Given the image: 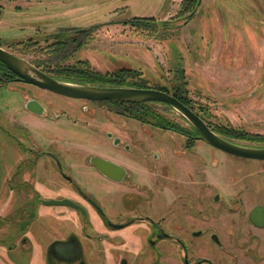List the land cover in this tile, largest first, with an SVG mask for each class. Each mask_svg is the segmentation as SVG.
I'll return each mask as SVG.
<instances>
[{"label":"flooded vegetation","instance_id":"flooded-vegetation-1","mask_svg":"<svg viewBox=\"0 0 264 264\" xmlns=\"http://www.w3.org/2000/svg\"><path fill=\"white\" fill-rule=\"evenodd\" d=\"M51 1L36 0L46 14L26 13L33 22L17 29L23 32L7 44L0 38V48L21 59L19 69L31 77L64 82L62 72L73 66L61 62L66 51L84 46L93 30L66 25L70 15L59 17L52 6L56 0ZM203 1L183 0L178 17L190 22ZM27 54L37 59L30 61ZM2 91L9 101L0 102V131L9 138L0 137V264H264V161L251 160L261 167L251 172L216 171L209 169L213 156L207 155L200 170L194 152L199 142L209 144L197 130L160 128L185 138L189 154L182 159L175 148L165 147L161 169L153 172L147 164V129L139 128L147 121L136 120L143 103L60 95L29 84L0 61ZM99 103L125 120L121 134L107 133L113 147L86 135L98 131ZM225 155L240 164L248 160ZM189 157L193 160L184 164ZM95 158L107 162L102 170ZM126 199L131 203L123 206Z\"/></svg>","mask_w":264,"mask_h":264},{"label":"rangeland","instance_id":"rangeland-1","mask_svg":"<svg viewBox=\"0 0 264 264\" xmlns=\"http://www.w3.org/2000/svg\"><path fill=\"white\" fill-rule=\"evenodd\" d=\"M35 1L0 0V27L13 26V30L0 28L4 44L11 41L13 34L23 32L17 29L33 22L30 20L34 18L24 17L26 13L31 17L46 14L45 9L37 8ZM182 1L56 0L52 6H56L57 15H70L66 25L93 30L87 43L67 50V58L61 62L84 66L102 75L128 72L131 82L138 86L133 88H161L173 96L187 97L193 109L212 128H231L249 135L243 138L233 133L223 134L242 146L264 147V0H204L195 18L188 23H185L186 17H178ZM166 21L168 26L163 23ZM26 59L35 61L37 57L27 54ZM7 94V91L1 92L2 104L9 101ZM141 107L147 110V114H139L147 121V125L139 127L141 131L147 129V164L153 172L159 173L165 147L175 148L182 159L189 153L185 149V138L155 126L158 117L164 124L175 123L190 131L194 127L167 104L151 103ZM95 111L98 131L96 135L91 132L89 135L86 130L84 133L113 147L107 133L121 134L125 120L104 103L95 105ZM93 116L87 115L89 119ZM136 120L130 122L138 127L140 120ZM0 137L9 138V135L0 131ZM93 150L105 153L104 147ZM194 153L200 157L195 164L200 170L206 167L202 160H207V155L213 156L209 169L216 171L228 168L251 172V169L261 168L260 163L252 159L237 163V159L200 142ZM188 160L193 159H185L184 164L188 165ZM213 163H216L214 167ZM151 177L158 178L155 174ZM262 177L264 179V174ZM129 197H134L131 192ZM128 199L121 202L123 206L131 203Z\"/></svg>","mask_w":264,"mask_h":264},{"label":"water","instance_id":"water-1","mask_svg":"<svg viewBox=\"0 0 264 264\" xmlns=\"http://www.w3.org/2000/svg\"><path fill=\"white\" fill-rule=\"evenodd\" d=\"M0 61L4 63L10 70L20 74L29 84H35L43 89H47L76 99H84L96 102L110 101L121 103H154L160 102L167 104L179 111L183 116L189 120L194 128L199 133V139L208 143L209 145L235 156L264 161V149L249 148L232 144L217 133H215L209 125L190 107L185 105L175 96L157 89H141V88H123V87H97L89 85H78L47 77L39 74V78L31 77L26 72L19 69L23 61L6 50L0 48ZM32 105L28 107L32 109ZM36 105V104H35ZM93 162L102 170L106 161L95 158ZM259 208L252 211V217H257Z\"/></svg>","mask_w":264,"mask_h":264},{"label":"trees","instance_id":"trees-1","mask_svg":"<svg viewBox=\"0 0 264 264\" xmlns=\"http://www.w3.org/2000/svg\"><path fill=\"white\" fill-rule=\"evenodd\" d=\"M62 74L65 76L64 82L71 83V84L91 85V86H97V87H124V88L125 87L126 88L138 87L136 84L131 82L133 80L132 78H130V74L125 71H119L118 73H115L112 75L111 74L102 75V74L90 72L88 69H85L84 66L81 67L78 65H74V66H71L69 71L62 72ZM155 89L166 91L165 89H161V88H155ZM174 96L178 98L181 102H183L185 105L193 109L190 102H188L187 97L180 96L179 94H174ZM154 103H160V102H154ZM145 104L149 105L151 103L138 104V106H145ZM140 111L143 112L144 114H147V110L145 107H142V110ZM141 112L139 111L136 112L137 119H141V115H139ZM141 120H145L144 117ZM157 121L158 122L155 123L156 127H160L162 129L176 128L175 129L176 132L184 133V134L188 133V130L182 129L181 127H179L180 125L178 124L170 123V122H166V124H164L163 121L160 119V117H158ZM213 130L216 133H221V135L226 134V133H229V134L233 133L234 134L233 136H236V137H239V135H241L243 138L246 136L247 137L249 136L247 134L243 135L241 133H238L237 131L231 128H222V127L217 128L216 127L215 129L213 128ZM223 136H226V135H223ZM249 138L252 139L251 137Z\"/></svg>","mask_w":264,"mask_h":264}]
</instances>
